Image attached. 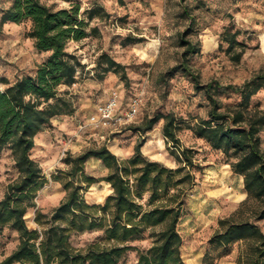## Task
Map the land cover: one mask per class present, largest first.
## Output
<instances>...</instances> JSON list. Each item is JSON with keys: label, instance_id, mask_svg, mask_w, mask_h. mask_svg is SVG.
I'll return each mask as SVG.
<instances>
[{"label": "trees", "instance_id": "obj_1", "mask_svg": "<svg viewBox=\"0 0 264 264\" xmlns=\"http://www.w3.org/2000/svg\"><path fill=\"white\" fill-rule=\"evenodd\" d=\"M2 12L0 26L31 21L27 33L39 52H48L33 74H27L0 89V152L8 149L14 159L18 177L7 184L0 198V232H17L18 244L0 264H121L129 252H136V264H188L182 252L184 238L179 224L187 211L190 191L196 185L193 168L195 150L181 143V125L174 113H155L140 125L130 128L143 134L127 159H120L106 145L90 147L79 154L67 152L63 162L67 169L52 175L62 184L66 196L50 212L35 210V226L26 215L36 208L40 189L48 182L39 162L32 156L36 137L52 124L54 117L71 115L75 106L63 86L77 82L81 62L68 51L70 41L90 35L88 20L98 9L81 12V5L55 9L42 0H9ZM234 24L224 27L221 40L227 43V55L240 63L246 45L238 39ZM185 47L180 63L166 74L183 71L205 94L209 104L206 117L189 124L195 136L212 148L221 150L231 171L243 178L246 197L231 215L219 219V229L208 241L203 264H218L239 245L237 264H264V108L253 103V97L264 90V67L240 84H223L211 80L202 84L194 72L191 57L201 52L198 42L182 39ZM107 70L121 72L127 80L124 65L105 56ZM133 94L132 96H134ZM131 96V97H132ZM236 96L237 100L225 102ZM164 120L162 132L172 143V154L179 165L170 167L148 158L142 152L145 134ZM91 158L101 160L108 169L96 179L85 171ZM106 181L112 189L104 203H90L86 192L96 182ZM101 230L102 241L84 247L73 238L87 231ZM148 236L152 243L141 249L133 244ZM215 254V255H214Z\"/></svg>", "mask_w": 264, "mask_h": 264}, {"label": "rangeland", "instance_id": "obj_2", "mask_svg": "<svg viewBox=\"0 0 264 264\" xmlns=\"http://www.w3.org/2000/svg\"><path fill=\"white\" fill-rule=\"evenodd\" d=\"M55 9L69 8L73 3L81 5L83 16L88 9H98L88 20L90 35L80 41H70L68 51L74 53L82 66L77 82L63 86L69 92L75 106V114L82 118L96 105L106 100L114 89L120 90L121 107L124 110L133 94H141L143 103L137 118L113 134L111 128L86 131L67 145L75 133L77 122L71 115H62L36 137L32 156L39 162L48 177L36 198V208L26 215L30 227L35 226V210L50 213L66 196L62 184L52 179L59 169H67L63 162L67 152L79 154L90 147L106 144L120 159L134 153L135 144L143 134L131 126L140 125L155 113H174L181 129V143L195 152L196 185L190 191L187 211L179 229L184 238L182 252L188 264H203L208 241L219 229V219L228 217L238 207L244 196L243 178L231 171L221 150L212 148L204 139L188 128L201 117L207 116L208 101L203 92L195 89L194 82L183 71L166 74L182 60L185 49L182 39L198 42L201 52L191 57L190 63L202 84L218 80L223 84H240L264 67V0H42ZM10 4L0 0V18ZM234 24L240 34L238 39L246 45L240 63H234L227 55V43L221 40L224 27ZM31 21L6 23L0 26V78L13 83L17 78L33 74L46 59L48 52H39L27 33ZM105 56L124 65L127 80L121 72L107 70ZM7 83L0 81V89ZM225 102L237 100L236 96ZM253 103L264 108V90L256 94ZM164 120L145 134L147 142L142 152L148 158L170 167L179 165L172 154V143L162 132ZM264 146V129L261 132ZM85 171L101 179L108 169L101 160L91 158ZM19 173L8 149L0 152V198L7 184ZM112 192L106 181L92 185L85 196L90 203H104ZM264 230V220L260 221ZM101 230L76 235L73 242L84 247L102 241ZM152 240L146 236L133 244L141 249L149 247ZM18 234L10 229L0 232V261L17 246ZM239 245L228 255L217 259L218 264H237ZM215 255V254H214ZM136 252H129L121 264H136ZM21 264V263H15Z\"/></svg>", "mask_w": 264, "mask_h": 264}, {"label": "built area", "instance_id": "obj_3", "mask_svg": "<svg viewBox=\"0 0 264 264\" xmlns=\"http://www.w3.org/2000/svg\"><path fill=\"white\" fill-rule=\"evenodd\" d=\"M120 90L114 89L109 97L96 105L95 109L86 114L85 117L75 116L77 127L75 133L69 138L67 145L72 144L75 138H80L86 131L98 132L105 127L111 128L113 134L121 132V127L127 123L133 122L143 103L141 94H135L129 100L127 107L122 110Z\"/></svg>", "mask_w": 264, "mask_h": 264}, {"label": "crops", "instance_id": "obj_4", "mask_svg": "<svg viewBox=\"0 0 264 264\" xmlns=\"http://www.w3.org/2000/svg\"><path fill=\"white\" fill-rule=\"evenodd\" d=\"M58 117H59V116L54 117L53 120L57 119ZM243 194H244V196H246V193H245V192H244Z\"/></svg>", "mask_w": 264, "mask_h": 264}]
</instances>
